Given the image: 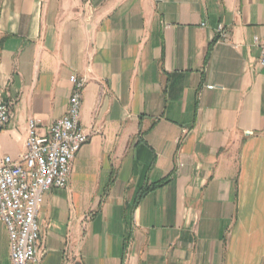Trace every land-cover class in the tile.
I'll return each instance as SVG.
<instances>
[{
	"label": "crops",
	"instance_id": "1",
	"mask_svg": "<svg viewBox=\"0 0 264 264\" xmlns=\"http://www.w3.org/2000/svg\"><path fill=\"white\" fill-rule=\"evenodd\" d=\"M263 42L264 0H0V154L87 77L90 139L44 194L38 264H264Z\"/></svg>",
	"mask_w": 264,
	"mask_h": 264
},
{
	"label": "built area",
	"instance_id": "2",
	"mask_svg": "<svg viewBox=\"0 0 264 264\" xmlns=\"http://www.w3.org/2000/svg\"><path fill=\"white\" fill-rule=\"evenodd\" d=\"M222 39L227 31L216 28ZM258 62L264 68V42ZM72 88L65 114L56 119L44 135H38L39 120L29 118L24 151L16 158L0 154V222L9 236L11 264H38L45 250L40 245L38 211L45 192L66 188L72 162L81 147L90 139V132L81 124L82 91L87 77L72 75ZM12 117L10 104L0 92V131Z\"/></svg>",
	"mask_w": 264,
	"mask_h": 264
},
{
	"label": "trees",
	"instance_id": "3",
	"mask_svg": "<svg viewBox=\"0 0 264 264\" xmlns=\"http://www.w3.org/2000/svg\"><path fill=\"white\" fill-rule=\"evenodd\" d=\"M167 180H168V179H164V180H162V181H159V182L153 183L152 185H150L149 187H147V188L145 189L144 192H141V193L139 194L138 197L142 196L146 191L152 190V189H154V188H156V187H158V186L163 185Z\"/></svg>",
	"mask_w": 264,
	"mask_h": 264
}]
</instances>
